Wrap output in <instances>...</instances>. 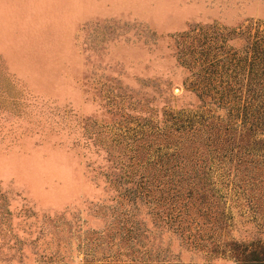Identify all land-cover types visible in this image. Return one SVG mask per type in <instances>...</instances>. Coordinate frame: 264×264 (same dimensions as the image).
Segmentation results:
<instances>
[{
  "label": "rangeland",
  "instance_id": "374dc122",
  "mask_svg": "<svg viewBox=\"0 0 264 264\" xmlns=\"http://www.w3.org/2000/svg\"><path fill=\"white\" fill-rule=\"evenodd\" d=\"M37 1L0 0V264H237L231 243L264 241L263 206L217 200L227 224L194 249L129 181L152 123L201 106L182 36L264 31V0H87L78 15L53 0L55 14H19Z\"/></svg>",
  "mask_w": 264,
  "mask_h": 264
},
{
  "label": "trees",
  "instance_id": "16d2710c",
  "mask_svg": "<svg viewBox=\"0 0 264 264\" xmlns=\"http://www.w3.org/2000/svg\"><path fill=\"white\" fill-rule=\"evenodd\" d=\"M209 29L182 36L180 59L200 108L165 112L162 125L152 123L145 173L129 181L134 200H146L164 227L200 250L208 226L227 224L217 200L244 196L249 208L264 207V31ZM238 39L240 48L229 45ZM229 247L237 264H264L260 238ZM168 259L153 262L178 264Z\"/></svg>",
  "mask_w": 264,
  "mask_h": 264
},
{
  "label": "crops",
  "instance_id": "0c3cea01",
  "mask_svg": "<svg viewBox=\"0 0 264 264\" xmlns=\"http://www.w3.org/2000/svg\"><path fill=\"white\" fill-rule=\"evenodd\" d=\"M25 1L26 0H23L24 3H25ZM52 1L53 0L48 1V2H47V0H38L37 1V5L35 7V10H31V12H29L28 8H25L22 11H20L19 14L27 15V14L31 13V14H34V15H37V16H44V15H48V14H55L57 10L56 11H54V10H48V8H47V6H48L47 4L50 3V2H52ZM69 2H70L69 4H72L71 6H69L70 8L72 6L74 8L76 7V9L74 10V12H72V13H74V15H78L80 13V9L83 8V6H85V4H87L88 1L87 0H79V1L77 0V1L74 2V0H70ZM54 9H55V7H54ZM69 12H71V11H69Z\"/></svg>",
  "mask_w": 264,
  "mask_h": 264
}]
</instances>
